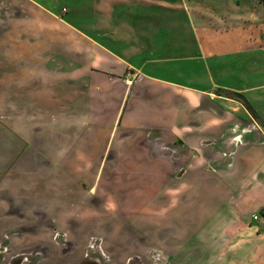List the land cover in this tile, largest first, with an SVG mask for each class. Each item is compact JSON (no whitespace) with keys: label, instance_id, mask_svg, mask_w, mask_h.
<instances>
[{"label":"crops","instance_id":"1","mask_svg":"<svg viewBox=\"0 0 264 264\" xmlns=\"http://www.w3.org/2000/svg\"><path fill=\"white\" fill-rule=\"evenodd\" d=\"M222 2L83 0L75 25L63 2L0 0V239L33 215L29 245L51 247L42 225L90 179L67 167L113 164L157 192L167 264H264V23Z\"/></svg>","mask_w":264,"mask_h":264},{"label":"rangeland","instance_id":"2","mask_svg":"<svg viewBox=\"0 0 264 264\" xmlns=\"http://www.w3.org/2000/svg\"><path fill=\"white\" fill-rule=\"evenodd\" d=\"M39 4L48 7L63 4L74 12V23L80 25L83 15V0H36ZM88 1V0H87ZM223 0L222 3H226ZM237 1V0H235ZM242 0H239L241 2ZM187 4H194L206 13L215 14L220 10L221 0H186ZM214 3L217 6H214ZM59 7L56 9H59ZM245 8L252 10V15L257 19L263 18V8L260 0H245ZM42 29H48L42 26ZM58 32L59 43L66 39V28L59 25L54 28ZM81 112V110H80ZM79 112V113H80ZM78 114V111L75 112ZM33 140L35 135H28ZM39 138V137H38ZM43 140L45 136H42ZM61 142V138H59ZM37 140V139H36ZM49 141V136L44 140ZM179 153L180 151L175 148ZM45 152V151H43ZM176 154V152H173ZM172 154V155H173ZM72 169L71 174L79 177L81 170H88L90 179L84 182L67 183L75 197L68 199L73 207V213L61 214L51 224L49 221L42 225L40 231L43 243L49 246H31L32 235L38 233L35 229L36 217L27 215L24 229H7L0 239V264H167L168 252L173 254L175 247L165 245L152 246L150 235L152 227L156 228L155 243L169 242L167 230L160 229L158 223L165 220L167 214H147L148 206L152 205L156 193H150L149 184L145 181L131 183V186L121 180L109 181L108 174L115 171L116 165H109L99 172L95 166L67 167ZM59 170L67 173L64 165H59ZM79 171V172H78ZM99 172V173H98ZM161 191V190H160ZM124 194H130L126 196ZM135 201L136 212L132 207L131 199ZM158 203H155L157 205ZM172 204H176L173 200ZM155 207V206H154ZM113 208L122 210L123 214L113 212ZM85 209V211H83ZM83 211V212H82ZM166 213V212H165ZM152 218V221H151ZM107 222V223H106ZM147 223V224H146ZM150 226H149V225ZM74 225V226H73ZM155 225V226H153ZM161 225V224H159ZM149 227V228H147ZM10 230V231H9ZM25 235L23 238H19ZM175 254L177 253L174 251ZM174 255V254H173ZM178 255V254H177ZM177 255L175 257H177Z\"/></svg>","mask_w":264,"mask_h":264},{"label":"trees","instance_id":"3","mask_svg":"<svg viewBox=\"0 0 264 264\" xmlns=\"http://www.w3.org/2000/svg\"><path fill=\"white\" fill-rule=\"evenodd\" d=\"M260 4L263 8V23H264V0H260ZM231 95L234 94V93H230Z\"/></svg>","mask_w":264,"mask_h":264},{"label":"built area","instance_id":"4","mask_svg":"<svg viewBox=\"0 0 264 264\" xmlns=\"http://www.w3.org/2000/svg\"><path fill=\"white\" fill-rule=\"evenodd\" d=\"M254 219H256V217H254Z\"/></svg>","mask_w":264,"mask_h":264}]
</instances>
